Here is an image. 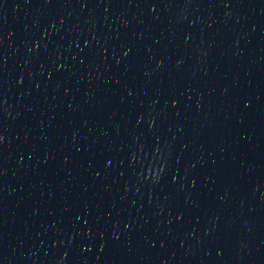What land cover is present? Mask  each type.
I'll return each instance as SVG.
<instances>
[{"label":"water","instance_id":"95a60500","mask_svg":"<svg viewBox=\"0 0 264 264\" xmlns=\"http://www.w3.org/2000/svg\"><path fill=\"white\" fill-rule=\"evenodd\" d=\"M101 0H0V140Z\"/></svg>","mask_w":264,"mask_h":264}]
</instances>
